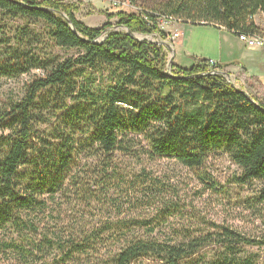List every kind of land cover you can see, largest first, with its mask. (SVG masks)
Listing matches in <instances>:
<instances>
[{
    "label": "trees",
    "instance_id": "16d2710c",
    "mask_svg": "<svg viewBox=\"0 0 264 264\" xmlns=\"http://www.w3.org/2000/svg\"><path fill=\"white\" fill-rule=\"evenodd\" d=\"M79 10L0 0V79L41 72L0 103V264H264V230L188 225L180 188L125 163L171 158L227 194L208 164L226 156L234 183H259L239 201L264 224V100L208 60L169 76L165 47L128 32L166 39L157 20L173 17L264 37V0H167L141 13L152 25L105 12L91 27Z\"/></svg>",
    "mask_w": 264,
    "mask_h": 264
},
{
    "label": "rangeland",
    "instance_id": "374dc122",
    "mask_svg": "<svg viewBox=\"0 0 264 264\" xmlns=\"http://www.w3.org/2000/svg\"><path fill=\"white\" fill-rule=\"evenodd\" d=\"M68 3L78 4L80 10L76 13V17L84 22L86 25L91 27H100L107 22L106 14H116L117 12L134 13L137 15H142L143 10L155 9L161 7L163 2L167 0H63ZM128 2V5H122V2ZM115 2H120L115 4ZM131 6H130V5ZM117 21V17L111 19L114 24ZM254 22L264 33V16L258 14L254 18ZM180 24L187 30H189L191 37L186 40L190 41L189 46L190 52H183V50H178L176 53V58L181 59L187 64V67H192L194 64L202 62L203 58L208 59L207 65L211 70L217 69L219 65L216 61V66L210 65V56L204 55L202 47L211 48L215 42H219V37L214 34L212 27L204 24H191L185 23L181 20H176L170 22L166 29H161L167 32V29L171 24ZM158 27V26H157ZM159 28V27H158ZM118 29V28H117ZM160 29V28H159ZM174 30V29H173ZM214 30V29H213ZM177 32V31H175ZM174 32V33H175ZM173 33V34H174ZM168 37L166 39H161L158 35H140L137 34L139 38L149 39L154 42H170L171 43V33L167 32ZM178 34V32H177ZM160 44V43H159ZM163 45V44H161ZM164 46V45H163ZM165 47V46H164ZM264 47V46H263ZM255 48V47H251ZM168 53V63L172 56V51L170 48L165 47ZM214 61V60H212ZM191 65H188V63ZM168 69V64H167ZM225 70V69H224ZM172 72V71H171ZM40 71H33V74H40ZM32 75H21L17 78L0 79V103L2 100L9 97L19 95L22 92L23 84ZM233 78V82L237 87H243L245 90L248 88L249 84L253 85V92L257 94L259 99L264 100V87L258 82L246 81L240 78ZM117 159L122 160L123 157L118 156ZM125 163L128 168L133 170H138L141 167H146V169L152 172L155 176H166L169 178L170 182L180 188L178 195L180 196V203L186 208L185 222L188 225H202L205 226V222L213 221L220 224H227L233 228L246 233L249 236H257L264 230V224L254 217V214L249 210H246L240 199L247 196L249 192L259 187V183H254L250 186H239L234 183L233 175L238 172V168L226 157L214 159L210 158L208 164L211 166L209 172L228 190L227 194L211 191L205 188L203 184L199 181L193 170L182 166L174 159L171 158H158L150 160L145 158L143 163H138L135 159L127 157ZM140 207L139 209H141ZM139 213H144L140 210H136ZM146 211V210H145ZM152 215V211L146 213L149 217ZM264 254V249L261 251Z\"/></svg>",
    "mask_w": 264,
    "mask_h": 264
},
{
    "label": "crops",
    "instance_id": "0c3cea01",
    "mask_svg": "<svg viewBox=\"0 0 264 264\" xmlns=\"http://www.w3.org/2000/svg\"><path fill=\"white\" fill-rule=\"evenodd\" d=\"M208 26L214 29L212 31L219 37V42H215L208 49L202 47L203 54L210 56L211 59L209 60H214L219 65H225V71L230 73L232 77L243 80L244 84H246V81H255L264 87V47H248L233 32L212 24ZM175 31L178 32V35L176 37L171 36V43L175 53L173 62L178 67L187 69L189 68L186 66L187 64L183 65V61L176 58V53L178 50L190 52L189 46L191 44L186 38L187 35L190 38L191 34L189 30L177 23L171 24L167 29V32L171 33V35ZM202 60L208 59L203 58ZM191 63H188V65H191Z\"/></svg>",
    "mask_w": 264,
    "mask_h": 264
},
{
    "label": "built area",
    "instance_id": "2783aa9c",
    "mask_svg": "<svg viewBox=\"0 0 264 264\" xmlns=\"http://www.w3.org/2000/svg\"><path fill=\"white\" fill-rule=\"evenodd\" d=\"M120 2H115V4H119ZM122 5H128V2H122L120 3ZM130 5V4H129ZM131 6V5H130ZM144 20L149 24L152 25L153 22H151V19L149 18L148 14L144 12L142 15ZM176 20L173 17H159L157 20V26L160 29H166L170 22H173ZM178 34L175 32L172 37H176ZM239 39L243 41L248 47H263L264 46V37L263 36H248L246 34H240L238 35ZM211 66L215 65L216 62L210 61L209 62Z\"/></svg>",
    "mask_w": 264,
    "mask_h": 264
},
{
    "label": "water",
    "instance_id": "95a60500",
    "mask_svg": "<svg viewBox=\"0 0 264 264\" xmlns=\"http://www.w3.org/2000/svg\"><path fill=\"white\" fill-rule=\"evenodd\" d=\"M68 23L71 24L70 20H68ZM117 28V27H116ZM132 36L138 38L139 40H143L142 38H139L136 34L132 33L131 31H128ZM165 44V46L172 48V45L170 43L167 42H163ZM173 51V56L170 58L169 63H168V70H167V75L171 76V69H172V64H173V60H174V50L172 48ZM213 73H218V70H213ZM221 73H223L226 77L230 78V74L226 71H222ZM242 92H244L249 98H251L248 94V92L246 90H241ZM252 99V98H251Z\"/></svg>",
    "mask_w": 264,
    "mask_h": 264
},
{
    "label": "bare ground",
    "instance_id": "6f19581e",
    "mask_svg": "<svg viewBox=\"0 0 264 264\" xmlns=\"http://www.w3.org/2000/svg\"><path fill=\"white\" fill-rule=\"evenodd\" d=\"M117 29V28H116ZM163 42H165V41H161V42H158V43H160V44H163L164 46H165V44L163 43ZM167 43H170V42H167ZM171 45H172V43H170ZM165 47H167V46H165ZM167 48H169V47H167ZM172 48H173V46H172ZM172 48H170L171 49V51H172ZM172 53H173V51H172ZM174 55H175V53H174ZM172 56H173V54H172ZM171 56V57H172ZM174 61V60H173ZM212 61V60H211ZM215 62V61H214ZM173 64H174V62H173ZM173 64H172V66H173ZM216 66V65H215ZM168 70V69H167ZM215 70H217V69H215ZM171 71H172V69H171ZM213 71V70H212ZM223 71H225V70H223ZM227 72V71H226ZM171 74H172V72H171ZM230 74V73H229ZM226 77V76H225ZM227 78V80L231 83V84H233V85H235L234 84V82H233V78H232V75L230 74V78H228V77H226ZM236 86V85H235ZM244 90V89H243Z\"/></svg>",
    "mask_w": 264,
    "mask_h": 264
}]
</instances>
